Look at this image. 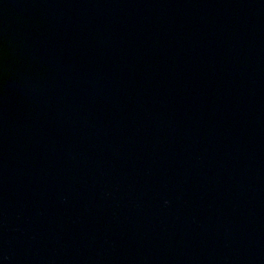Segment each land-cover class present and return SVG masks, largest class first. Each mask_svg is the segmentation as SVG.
I'll return each instance as SVG.
<instances>
[{
	"label": "water",
	"instance_id": "95a60500",
	"mask_svg": "<svg viewBox=\"0 0 264 264\" xmlns=\"http://www.w3.org/2000/svg\"><path fill=\"white\" fill-rule=\"evenodd\" d=\"M0 264H264V0H0Z\"/></svg>",
	"mask_w": 264,
	"mask_h": 264
}]
</instances>
